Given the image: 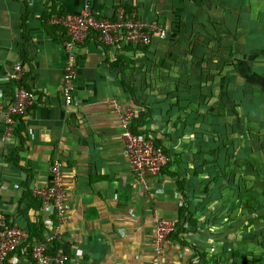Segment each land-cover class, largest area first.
<instances>
[{"label": "crops", "instance_id": "crops-1", "mask_svg": "<svg viewBox=\"0 0 264 264\" xmlns=\"http://www.w3.org/2000/svg\"><path fill=\"white\" fill-rule=\"evenodd\" d=\"M85 5L109 18L114 9L132 8L140 19L167 26L168 39L148 48L150 60L142 52L126 54L140 67L146 64L151 73L152 62L166 57L170 68L160 72L158 82L170 88L178 80L183 87L182 62L188 66L193 55L200 52L195 39L202 32L200 27L225 24L220 33L228 35L238 29L237 17L243 16V32L231 40L242 44L244 54L233 61L243 67V78L249 86L245 96L253 100L260 94L264 118V0H0V101L5 108L15 92L16 85L8 78L14 64L21 65L22 84L35 97L19 120L21 126L16 124L12 131L6 129L0 115V206L7 220L27 233L22 248L9 254L2 264H34L29 250L23 249L51 232L52 217L35 192L47 187L49 169L56 160L63 173L66 217L62 237L54 246L68 257L66 264H190L194 260L206 264L199 255L204 252L200 247L204 236H198L196 245L185 237L181 239L180 233V241L168 237L162 246L155 242L157 220L176 222L180 198L175 179L164 172L140 178L130 171L122 127L111 102L117 99L135 107V120L143 119L146 110L133 105L119 82L118 69L112 65L119 49L101 50L93 36L79 45L73 101L64 104L61 42L65 35L63 28L49 24V16L78 13ZM188 19L191 28L184 24ZM210 29L214 35V29ZM206 50L212 53L207 48L204 53ZM162 63L160 60L158 64ZM200 65L214 68L217 61L209 56ZM124 78L139 84L140 74ZM144 89L148 92L139 91L137 95L159 96L157 86ZM180 119L176 117L167 125L166 115L155 112L137 130L166 147L170 138L176 137ZM171 125L175 129L169 132ZM227 242L228 252H232L237 244ZM247 243L234 252L240 259H248L251 245ZM231 256L227 264H238Z\"/></svg>", "mask_w": 264, "mask_h": 264}, {"label": "trees", "instance_id": "trees-1", "mask_svg": "<svg viewBox=\"0 0 264 264\" xmlns=\"http://www.w3.org/2000/svg\"><path fill=\"white\" fill-rule=\"evenodd\" d=\"M122 8L125 9L127 13L133 11L132 8H127L124 6ZM113 11L115 12V9ZM113 13L112 15H114ZM237 19L238 22H240L239 24H241L244 20L243 16L241 17L240 15L237 17ZM189 22L190 21L188 19L184 24L187 27H190V25L188 24L191 23ZM223 22L224 21L222 20V23ZM160 25L165 26L162 23H160ZM222 27H226V25L224 24ZM222 27L213 25L212 27H200L202 32H200L198 35H195L197 46L201 47L200 52H197L193 55V58L189 62L188 66H186V63L182 62V68L184 69L183 74H185L182 77L185 79L182 80L183 87H181L180 80H178L179 82L174 83L172 88L166 85L165 82H158V79L160 78V72L164 73L166 69L170 68V66H167L166 64V57H157L156 62H152L154 65H151L150 67L153 72L151 73L148 71V66L146 64L140 67L139 64L136 63L137 60L126 54V52H142L145 55V59L150 60V58L147 56L148 48L151 45L156 46L157 44L164 43L168 39V37L164 40H153L147 46L127 45L118 50L119 54H117L116 59L112 63V65L116 69H118L119 82L120 84H122L125 93H127L130 97L133 105L144 108L146 110L143 119L133 121L131 128L133 133L137 135L146 134L145 132L143 133L138 131L137 127L138 125L143 124L146 118L151 119V117L154 116L155 112H159L160 115H166V118L169 121L167 125H170L171 122L180 115H184L187 119L189 118L187 117V115L193 113H197L198 116H203V123L208 124L209 120L206 115L213 116L212 113H215L208 111L209 107L213 111L219 108H224L222 105L217 104L216 101L212 102V100L216 96V89L218 90L221 86H224L226 88V95L228 99H233L235 103H245V93L249 89V86L245 83V79L243 77H240L242 79V82L238 83L230 79L235 78V76L231 74V72H235L237 68V65L233 60L242 57V48L239 43H234L233 40H231V37H229L230 34L224 35L220 33V29ZM210 28L214 29V35L213 33L210 34ZM241 32H243V28L238 27V29L233 31L232 34H239ZM179 36H182V34H180ZM197 36H200L201 38H198ZM216 39H219V42H216ZM174 45L177 46L178 44ZM214 46L220 47L224 51H226L229 61L219 68L217 66H215L214 68H210L209 66H201L200 63L205 59V57L208 58L209 56H212V53H204L205 48L213 52L215 51ZM105 49H108V47H106ZM170 52V56H172L173 51L170 50ZM160 60L163 61L161 65L158 64ZM226 69L230 70H227V73L222 76L221 72ZM137 74H140L139 84L133 83L132 81H127L124 78V76L133 77ZM161 77L164 81L165 78L163 76ZM221 78L223 80L220 83L219 81ZM203 81L205 84H207V87L211 88V97L209 98V101L205 106V109H207L208 111L206 113H202L197 110L195 111V108L191 106V98L188 96V93L191 90L199 89L200 84ZM150 85L152 87H158L157 95L159 96L143 97L137 95L139 91H141L143 94L147 93L148 91L147 89H144V86L148 88ZM173 98H175V102ZM206 98H208V96ZM212 103L214 104L212 105ZM250 104L253 105V102L251 101ZM21 119H18L17 126L20 125L19 120ZM215 120V124L207 125L208 131L206 133H195L194 137L196 143H202L203 146L198 147L196 152L190 155L191 162L193 163V168H198L195 172L191 173V176L202 193L205 194V196H199V198L203 201L202 205L197 206V204L195 205L194 202L191 201L190 196L195 193L192 188L193 181H188L185 176H182L180 173H178V171H175V168L177 169V164H171L169 163V161H166L165 166L161 169V172H164L169 177L175 179L176 192L178 193L179 198L183 203V205L180 204L177 212L175 223L176 231L174 233L171 232L168 235V237L172 240H179L178 234L186 225V221L189 220L190 217L199 214V212H201L205 209V207L211 204L222 202L223 200L228 198L230 194L235 196L238 201H240L242 198H246L245 203L243 205L236 204V208L237 206H241L243 209L246 208L251 212H256L264 208V169H260L261 171L257 172V168H261V164L262 166H264V144L261 143V145H256L261 137L254 134H248V138H246L248 139L247 146L240 147L237 142V146L235 147L236 144L233 146L234 140L232 138H234L236 134H239L240 129L237 121V115L226 109L225 116L220 114L218 115V117H215ZM248 123L249 121L246 122V125ZM183 126L187 127L188 125L185 124ZM198 128L199 127L193 126L192 130L195 129L194 131H197ZM154 143L157 146L160 145L159 141H156ZM230 146L231 148H229ZM164 154L169 157V153L165 150ZM255 154L261 155V160L257 165L255 161L249 160V156H253ZM227 158L235 159V163L241 164L245 170L243 173H253L254 182L248 190L245 189L247 181L244 180L246 177H244V174L242 172H240V175H237L235 174L236 170H234L232 171L233 175H231L230 177H228V175H222V171L219 172L221 169H223V163H226V161L228 160ZM14 164L17 165L16 160H14ZM172 166H174V170H168ZM178 166L182 167L181 164ZM236 179L240 180V187L236 183H234ZM195 194H198V191H196ZM206 196L208 198H206ZM38 203L40 204V201ZM260 254H262L260 261H263L264 252L262 253L261 251Z\"/></svg>", "mask_w": 264, "mask_h": 264}, {"label": "built area", "instance_id": "built-area-1", "mask_svg": "<svg viewBox=\"0 0 264 264\" xmlns=\"http://www.w3.org/2000/svg\"><path fill=\"white\" fill-rule=\"evenodd\" d=\"M113 14L111 18L101 17L85 5L78 13H55L50 16L49 24L62 27L65 35L61 42L64 58L61 92L65 105H70L73 101L76 49L89 36L94 37L101 50L106 47L120 49L127 45L147 46L153 40H164L168 36L166 26L156 21L142 20L135 11L127 13L120 7ZM8 78L15 83V92L5 108L3 101H0V115H3L5 127L10 132L18 119L25 117L35 102V97L22 84L23 69L20 64L13 65ZM111 106L118 114L122 127L121 138L130 171L140 178L159 174L166 164L165 156L162 148L151 137L132 132V124L137 117L135 107L117 99L111 102ZM35 196L47 206L53 225L51 232L43 240L37 241L30 248L25 247L23 252L29 250V259L34 264H66L68 257L54 246L62 237V223L66 217L63 173L57 160L49 169L47 187L36 190ZM175 223L157 220L155 242L158 246H162L168 235L174 231ZM26 240V231L10 223L0 206V264L9 254L21 249Z\"/></svg>", "mask_w": 264, "mask_h": 264}, {"label": "rangeland", "instance_id": "rangeland-1", "mask_svg": "<svg viewBox=\"0 0 264 264\" xmlns=\"http://www.w3.org/2000/svg\"><path fill=\"white\" fill-rule=\"evenodd\" d=\"M240 26L241 24H238L237 28ZM234 36H236V33L232 35V32H230L229 37H232L233 39ZM206 52L209 53L208 50H206ZM243 54L244 49L242 46L241 56H243ZM212 57L217 61L218 68L222 67L225 63L229 61L226 51H224L220 47H216V50L212 52ZM241 68L243 67L239 65L237 66L235 72H231V74L235 76V78L230 79L236 83L242 82V79L240 77H243L244 72ZM226 73L227 69L222 71L221 75L224 76V74ZM222 80L223 79L221 78L219 82L221 83ZM206 85L207 84H205L203 81L200 84L199 89L191 90L188 93V96L191 98V106L195 108V111L197 110L202 113H206L208 111L215 112L212 113L214 117L206 115L208 117L209 123L204 124L203 116H198L197 113L188 114L187 117L189 118L187 119L186 117L185 119L183 118L184 115L178 116L182 119L177 122L179 127L177 128V130H175L176 137L174 138L173 136V138H170L168 142L170 145H167V143L166 147L161 146L163 154L164 150L169 153V157L164 154L166 161H169V163L171 164H177V169L175 168V171H178V173H180L182 176H185L188 181H193L192 188L195 193L196 191H198L199 195L193 193L190 196V199L192 202H194L195 205L197 204V206L203 204V201L199 198V196H205V194L202 193V191L191 176V173L195 172L198 168H193V163L191 162L190 155L192 153H195L198 147L203 146L202 143H196L194 137L196 132L206 133L208 131L207 125L215 124V117H218V115L220 114L225 116L226 109H228L230 112L237 115V121L240 126L239 134H236L234 138H232L234 140L233 146L238 142L240 147H246L248 140L246 138H248V134H254L261 137V139H259V142H257L256 145H261V143L264 144V118L262 119L261 117L260 94H255L256 98L254 97L253 100H250V97L245 96V103H235L233 99L230 100L227 98L226 88L224 86H221L218 90L216 89V96L214 97L212 102L216 101L217 104L222 105L224 108H219L213 111L209 107L207 111V109H205V106L208 103L209 98L211 97V88L207 87ZM207 96L208 98H206ZM173 100L175 102V98H173ZM251 101L253 102V105L250 104ZM213 104L214 103H212V105ZM248 121L249 123L246 125V122ZM185 124L188 126H183ZM193 126L199 127L198 130H192ZM174 129L175 125L171 128V130L169 129V132L174 131ZM156 141L157 140H154V142ZM236 146L237 144L235 145V147ZM229 148H231V146ZM227 159L228 162L226 161L225 164L223 163V169L219 171H222V175H228V177H230L231 175H233L232 171L234 170H236L235 174L237 175H240V172L243 173L245 171L244 167L241 164L235 163V159ZM249 160L255 161L257 165L261 160V155L255 154L253 156H249ZM180 164L182 165V167L178 166ZM171 168L173 170L174 166H172ZM260 169H264V166H262V164L261 168H257V172L261 171ZM247 173H243L244 177H246L244 180L247 181L245 186L246 190H248L254 182L253 173ZM234 183H236L239 187L241 186V182L238 179H236ZM206 198L208 197L206 196ZM245 201L246 198H242L240 201H238L235 196L230 194L228 198H226L222 202H217L205 207V209L199 212V214L190 217L189 220L186 219V225L180 231V234L182 235L181 239L184 240L185 237V239L189 243H194V245H196V240L198 236H204V245L202 244V241L200 243V247L204 248V252H201L199 255L202 260H206V264H213V261L215 262V264H227L228 261L226 260H229L231 255L232 260L238 261V264L240 262H245L246 264H264V260L260 261L262 255L260 254V252H264V208L256 212H251L246 208L243 209L241 206H237L236 208V204L243 205ZM180 204L183 205L181 199ZM215 206L216 208L213 209ZM231 220H233L234 222ZM175 231L176 226L174 227V231H172V233H174ZM228 236H231V238H229ZM226 240H232L233 244H237L234 246L235 249L232 252H228V247L227 245H225V243H229ZM220 241L226 242L220 243ZM216 242L220 243V246L218 248L214 245ZM244 242H248L247 244L251 245L250 250L248 249L249 252H247L246 254L248 255V259L246 260L244 256L242 257V259H240L234 253L241 249L239 248L242 246L240 244H243ZM196 256L197 253L195 252V257ZM190 264H200V262H196L194 260L190 261Z\"/></svg>", "mask_w": 264, "mask_h": 264}]
</instances>
